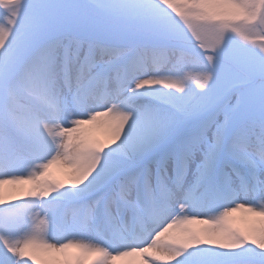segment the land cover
<instances>
[{"label": "snow or ice", "instance_id": "snow-or-ice-1", "mask_svg": "<svg viewBox=\"0 0 264 264\" xmlns=\"http://www.w3.org/2000/svg\"><path fill=\"white\" fill-rule=\"evenodd\" d=\"M129 257L264 264V0H0V264Z\"/></svg>", "mask_w": 264, "mask_h": 264}, {"label": "bare ground", "instance_id": "bare-ground-1", "mask_svg": "<svg viewBox=\"0 0 264 264\" xmlns=\"http://www.w3.org/2000/svg\"><path fill=\"white\" fill-rule=\"evenodd\" d=\"M91 135L94 136L97 139H104V129L103 127H93L92 131H91ZM58 172H63L62 169L58 166V165H54L52 171L50 172L52 174L53 177L60 179L58 177ZM239 216H243V218L241 219V221H247V215L244 213H238ZM247 225H249V222H247ZM247 225L246 227L244 225H241L240 228L242 230H246L247 229ZM192 228V227H191ZM137 258H122L121 260L117 261L116 264H129V261L135 260Z\"/></svg>", "mask_w": 264, "mask_h": 264}, {"label": "rangeland", "instance_id": "rangeland-1", "mask_svg": "<svg viewBox=\"0 0 264 264\" xmlns=\"http://www.w3.org/2000/svg\"><path fill=\"white\" fill-rule=\"evenodd\" d=\"M205 227V225H201V228Z\"/></svg>", "mask_w": 264, "mask_h": 264}]
</instances>
